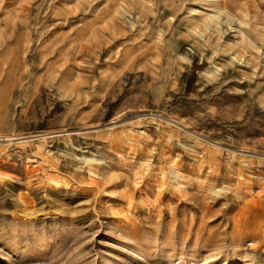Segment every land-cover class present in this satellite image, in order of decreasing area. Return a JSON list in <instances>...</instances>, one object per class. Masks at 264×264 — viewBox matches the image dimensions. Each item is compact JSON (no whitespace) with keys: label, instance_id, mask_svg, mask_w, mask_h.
I'll list each match as a JSON object with an SVG mask.
<instances>
[{"label":"rangeland","instance_id":"1","mask_svg":"<svg viewBox=\"0 0 264 264\" xmlns=\"http://www.w3.org/2000/svg\"><path fill=\"white\" fill-rule=\"evenodd\" d=\"M0 264H264V0H0Z\"/></svg>","mask_w":264,"mask_h":264}]
</instances>
